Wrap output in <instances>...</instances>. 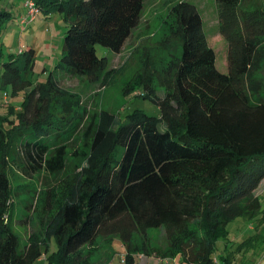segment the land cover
I'll use <instances>...</instances> for the list:
<instances>
[{
  "label": "trees",
  "instance_id": "1",
  "mask_svg": "<svg viewBox=\"0 0 264 264\" xmlns=\"http://www.w3.org/2000/svg\"><path fill=\"white\" fill-rule=\"evenodd\" d=\"M2 1L0 37L11 16L10 2ZM31 1L37 15H62L66 30L56 67L93 83L107 67L95 45L119 53L144 3ZM215 4L227 44V73L215 66L197 8L182 0L168 13V35L180 50L157 76L163 96H156L147 65L128 82L126 95L141 88L138 96L154 104L158 116L136 109L122 122L104 110L79 112L75 94L53 72L33 85L34 49L5 58L0 48V95L9 99L0 108V264H33L52 239L57 249L47 256L48 264H96L83 248L105 237L123 246L122 264H137L138 256L155 264L176 256L185 264H216V243L226 239V227L236 218L255 222L264 233V207L254 195L264 180V78L258 77L264 71V4ZM19 95L15 108L10 102ZM71 146L79 163L65 173ZM13 150L12 163L23 176H63L59 198L51 187L45 194L44 210L51 215L44 239L28 240L22 248L8 222L12 192L4 165ZM151 229L162 231L164 239L152 254L147 252ZM261 237L251 235L224 250L217 263L251 264L249 253Z\"/></svg>",
  "mask_w": 264,
  "mask_h": 264
},
{
  "label": "rangeland",
  "instance_id": "2",
  "mask_svg": "<svg viewBox=\"0 0 264 264\" xmlns=\"http://www.w3.org/2000/svg\"><path fill=\"white\" fill-rule=\"evenodd\" d=\"M182 0H144L141 18L138 25L133 29L129 38L125 41L119 53H113L109 49L95 45L96 55L107 58L106 70L100 75L97 82H90L86 77H72L64 70L57 68L61 55V46L66 30L62 15L52 12L48 17L35 15L33 22H28L30 14L35 12L25 6L26 0H3L2 4L9 3L8 11L11 16L6 23V29L0 37V48L3 49L5 58L10 54H17L21 49L32 48L35 51V62L33 68V85L44 83L50 72L59 84L75 94L78 110L87 108L88 114L100 110L117 115L120 121L131 112L141 110L147 115L158 116L157 107L149 100L138 96L141 88H136L126 95L128 82L133 81L136 75H142L145 66L152 74V87L156 96L162 97L164 91L159 87L157 76L166 67L171 58V53L178 54L180 45L168 35L170 18L169 9L175 3ZM192 3L198 10L202 20L203 32L209 47L215 54V66L221 73H227V44L218 31V16L215 0H185ZM249 7L264 4V0H247ZM22 20H24L22 22ZM166 40V41H165ZM168 41V42H167ZM166 42V43H165ZM264 78V71L259 75ZM22 96L12 98L10 105L18 108ZM76 140V139H75ZM78 140V147L82 148ZM66 161L64 172L69 173L79 160L72 154L73 147L66 149ZM14 150L5 155V172L11 186L12 207L9 212V225L19 240V248H22L28 240L42 241L44 239V226L50 218V212L44 210L45 194L48 188H52L54 199L59 198L62 188L57 177L34 175L23 176L19 169L12 163L15 158ZM63 172V173H64ZM45 182V183H44ZM254 195L261 201L264 207V180L261 181ZM261 227L256 229V223L242 218H236L227 227L226 239H220L216 243L213 260L223 254L224 250H234L236 244L243 239L260 233L261 242L257 245L255 252L249 253V263L264 264V233ZM147 252L154 253L153 248H159L164 239L162 231L151 229L147 231ZM134 241L140 245V237ZM54 239L47 245V252L33 264H48L47 256L56 251ZM91 251V260L96 263L122 264L121 259L125 251L121 243L115 237L98 238L92 247L83 248L84 253ZM144 262L145 259L142 258ZM152 260V259H151ZM169 264H185L179 256L172 258ZM220 264V263H219Z\"/></svg>",
  "mask_w": 264,
  "mask_h": 264
},
{
  "label": "built area",
  "instance_id": "3",
  "mask_svg": "<svg viewBox=\"0 0 264 264\" xmlns=\"http://www.w3.org/2000/svg\"><path fill=\"white\" fill-rule=\"evenodd\" d=\"M25 4H26V6H27V8H28V13H29V14L31 13V10H34V12H35L33 15L30 14V18L27 19L28 22H32V21H34V17H35V15H37L38 11H37V9L34 7L33 1L28 0V1H26ZM23 21H24V20H22V22H23ZM8 101H9V99H8V96H7V95H4V96H1V95H0V108H1L4 104L9 103ZM138 258H141V259H142L141 256H138L137 259H138ZM170 261H171V260L165 259V260H163V264H169ZM121 262H123V256H122ZM161 262H162V260H161V261L159 260V263H161Z\"/></svg>",
  "mask_w": 264,
  "mask_h": 264
},
{
  "label": "crops",
  "instance_id": "4",
  "mask_svg": "<svg viewBox=\"0 0 264 264\" xmlns=\"http://www.w3.org/2000/svg\"><path fill=\"white\" fill-rule=\"evenodd\" d=\"M137 264H155L154 260H146V262H144L142 259L141 261H139Z\"/></svg>",
  "mask_w": 264,
  "mask_h": 264
}]
</instances>
